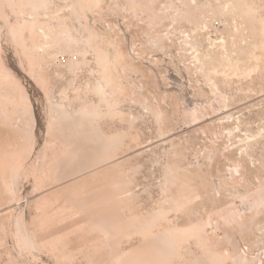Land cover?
<instances>
[{"label":"rangeland","instance_id":"1","mask_svg":"<svg viewBox=\"0 0 264 264\" xmlns=\"http://www.w3.org/2000/svg\"><path fill=\"white\" fill-rule=\"evenodd\" d=\"M0 27L39 101L0 42V264H38L16 218L51 264H264V0H0Z\"/></svg>","mask_w":264,"mask_h":264},{"label":"water","instance_id":"2","mask_svg":"<svg viewBox=\"0 0 264 264\" xmlns=\"http://www.w3.org/2000/svg\"><path fill=\"white\" fill-rule=\"evenodd\" d=\"M0 33H2V32L0 31ZM3 37H0V41H1V51L4 55L5 62L10 66L11 70L20 78V80L25 85L28 93L31 96L32 103L34 104V106L36 108V113H37L38 107L36 106V104H39L38 95L35 92L30 81L27 80V78L19 70L17 63L15 62L13 52L11 51V47H10L9 43L7 42V40L4 39ZM37 119H38V123H40L39 117H37ZM36 141L37 142H36V148H35L36 149L35 157L33 159V163L29 167V169H30L29 180H31L33 178L34 172H35L36 162L38 159L37 152H38L39 146L41 145L40 133H37ZM30 187H31V183H27L26 186L24 187V189L21 193V196H20V199L22 201L24 200L25 196L28 194ZM15 234L17 236V239H18L20 245L22 246L23 250L25 251V253L28 254L30 257H32L38 264H51L44 256H41L40 254H38L36 252V250L33 248L32 244L30 242V239L26 235L25 231H23L20 220L18 218H16V221H15Z\"/></svg>","mask_w":264,"mask_h":264},{"label":"bare ground","instance_id":"3","mask_svg":"<svg viewBox=\"0 0 264 264\" xmlns=\"http://www.w3.org/2000/svg\"><path fill=\"white\" fill-rule=\"evenodd\" d=\"M0 31L2 32V33H0V37H3L4 36V34H3V31H2V29H1V27H0ZM4 39H5V37H3ZM1 42V41H0ZM4 56V55H3ZM5 60V59H4ZM33 163V161L31 162V164ZM30 164V165H31ZM30 172V169L28 170V173ZM24 182V181H23ZM22 226V225H21ZM22 229H23V227H22ZM23 231H24V229H23Z\"/></svg>","mask_w":264,"mask_h":264}]
</instances>
